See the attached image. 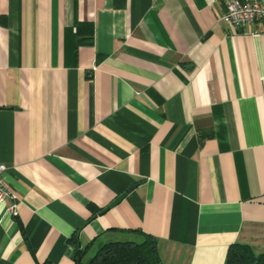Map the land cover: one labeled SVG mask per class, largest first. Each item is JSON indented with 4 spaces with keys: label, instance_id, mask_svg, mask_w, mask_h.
Segmentation results:
<instances>
[{
    "label": "crops",
    "instance_id": "crops-1",
    "mask_svg": "<svg viewBox=\"0 0 264 264\" xmlns=\"http://www.w3.org/2000/svg\"><path fill=\"white\" fill-rule=\"evenodd\" d=\"M223 1L0 0L18 201L0 205V264H73L131 231L161 264L264 253V25H224Z\"/></svg>",
    "mask_w": 264,
    "mask_h": 264
},
{
    "label": "trees",
    "instance_id": "trees-1",
    "mask_svg": "<svg viewBox=\"0 0 264 264\" xmlns=\"http://www.w3.org/2000/svg\"><path fill=\"white\" fill-rule=\"evenodd\" d=\"M130 234H136L139 240L106 242L87 259L83 249L79 251V260L73 264H161L152 237L138 231ZM69 242L77 249L76 241ZM224 264H264V253L256 255L247 245L232 244L227 248Z\"/></svg>",
    "mask_w": 264,
    "mask_h": 264
},
{
    "label": "built area",
    "instance_id": "built-area-1",
    "mask_svg": "<svg viewBox=\"0 0 264 264\" xmlns=\"http://www.w3.org/2000/svg\"><path fill=\"white\" fill-rule=\"evenodd\" d=\"M218 21L233 29L247 24L264 25V0H224L223 11ZM5 167L0 163V205L8 201L6 213L15 215L18 201L3 180Z\"/></svg>",
    "mask_w": 264,
    "mask_h": 264
},
{
    "label": "water",
    "instance_id": "water-1",
    "mask_svg": "<svg viewBox=\"0 0 264 264\" xmlns=\"http://www.w3.org/2000/svg\"><path fill=\"white\" fill-rule=\"evenodd\" d=\"M124 194H120L118 195L105 209H103L101 212H104L105 210L109 209L110 207H112L113 205L117 204L122 198H123ZM72 260L73 261H78L79 257H78V251H75L73 256H72Z\"/></svg>",
    "mask_w": 264,
    "mask_h": 264
}]
</instances>
